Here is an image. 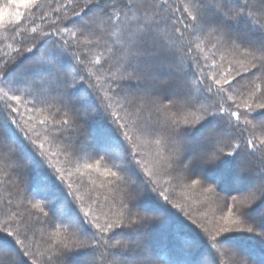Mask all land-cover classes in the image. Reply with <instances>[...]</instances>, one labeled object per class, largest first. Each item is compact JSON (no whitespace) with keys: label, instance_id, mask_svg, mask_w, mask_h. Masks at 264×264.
I'll return each mask as SVG.
<instances>
[{"label":"snow or ice","instance_id":"snow-or-ice-1","mask_svg":"<svg viewBox=\"0 0 264 264\" xmlns=\"http://www.w3.org/2000/svg\"><path fill=\"white\" fill-rule=\"evenodd\" d=\"M0 28V264H264V0H48Z\"/></svg>","mask_w":264,"mask_h":264},{"label":"trees","instance_id":"trees-1","mask_svg":"<svg viewBox=\"0 0 264 264\" xmlns=\"http://www.w3.org/2000/svg\"><path fill=\"white\" fill-rule=\"evenodd\" d=\"M59 2L64 3L65 0H59ZM38 3H39V8H37V6H35V5H29L28 4V6L26 5V7L24 6V8H23V6H19L18 9H16L14 11V13L17 11H20V13H22V18L26 17L30 20L32 18V13L34 11L37 15H39L40 9H47L48 8V0H38ZM54 6H55V3H53V7ZM38 23H39V21H38ZM6 27H8V26H6ZM10 35L11 34L6 30V28H0V44L11 42L10 41ZM28 179L33 185H35L36 177L34 174H30ZM0 188L4 189L3 186H0ZM43 190L44 189H42V191ZM246 194H247L246 191L241 192V193H237V192L232 193V195H238V196H242V195H246ZM257 212L258 211L256 210L254 213H257ZM171 213H172L173 217H175L177 215L175 210H171ZM179 218L184 221L185 225H187V227L184 229V231L191 233V235L185 237V239L191 240L192 236H195L199 232V230L196 229L194 225H191L190 221H188L184 218H181V217H179ZM150 234H151V239L154 241L153 246H156V245L161 246V254H163V255L168 254V247L167 246L169 244H175L177 249H179V247L182 244V241H174L173 240L172 233L170 231L163 230L159 227H153ZM257 242H258V244H261L259 241H257ZM261 245L262 246H260L258 248L253 245L256 249V254H257V250L260 252L264 251V244H261ZM201 251H202V249H197V248H193L190 251L186 250V258L193 260V261L196 259H199ZM259 256L260 255L257 256V259H259ZM168 258L169 259H176L177 257L169 255ZM181 258H185V257L182 256ZM250 262H253V264H256L255 260L250 261ZM155 264H160V261H156Z\"/></svg>","mask_w":264,"mask_h":264},{"label":"rangeland","instance_id":"rangeland-1","mask_svg":"<svg viewBox=\"0 0 264 264\" xmlns=\"http://www.w3.org/2000/svg\"><path fill=\"white\" fill-rule=\"evenodd\" d=\"M28 2L27 0H0V8L4 9V13H5V19L7 20L8 19V15L11 14V13H14V11L16 9H18L19 6H24L26 7V5L28 6ZM30 5V4H29ZM20 12V11H19ZM7 193L4 189L0 188V196H6ZM212 208L217 212V213H223L225 212L227 209L226 207L224 206V202L223 200H219V201H216L213 205H212ZM257 211H259L258 207L256 208ZM254 216H256V213H253ZM180 217L181 218H184L182 216V214H180ZM185 219V218H184ZM151 234L148 238V244L150 246H153L154 244V241L151 239ZM253 245L255 247H260L262 246L261 244H258L257 241H254L253 242ZM260 251L257 250V256L260 255ZM249 264H253V262H249Z\"/></svg>","mask_w":264,"mask_h":264}]
</instances>
